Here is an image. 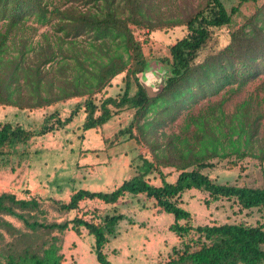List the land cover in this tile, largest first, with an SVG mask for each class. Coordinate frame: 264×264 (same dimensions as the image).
<instances>
[{"label":"trees","instance_id":"obj_1","mask_svg":"<svg viewBox=\"0 0 264 264\" xmlns=\"http://www.w3.org/2000/svg\"><path fill=\"white\" fill-rule=\"evenodd\" d=\"M250 2L256 4L255 11L244 15L243 23L229 31L228 43L198 61L216 30L235 25V16ZM171 23H183L186 34L169 46V56L161 58L159 72L165 87L162 93L150 97L139 73L148 72L151 64L131 25L155 29ZM39 25L47 29L34 42L32 36L38 33ZM73 64L87 76L84 78L78 70L69 78ZM121 72H126L123 93L97 101V93ZM263 73L264 4L258 5V0H237L230 8L224 0H201L182 19L170 23L154 0H0V105L35 109L71 97H85L69 116L62 118L54 111L45 115L38 127L0 121V171L30 160L34 153L31 140L64 129L81 107L85 112L83 131L102 126L124 108L135 109L129 125L114 133L110 143L127 134L136 143L146 144L152 155L149 158L135 149L130 161L131 176L111 191L79 188L68 201L1 192L0 264H62L64 234L70 229L80 236L86 229L94 237L98 261L114 264L104 249L116 235L119 222L126 218L118 205L125 196L173 214L170 230L180 242L159 264H263L264 222L194 224L191 212L181 205V197L186 190L195 188L206 194L208 206L227 200L239 211L264 210V184L255 187L212 178L205 169L215 166L211 160L218 155L217 148L207 147L215 138L203 141L204 135H199L197 141L205 151L197 152L171 138L163 143L154 127L144 131L139 126L140 135L134 132L139 119L158 101H162L159 116L165 121L178 116L193 101L226 86H230L229 92L240 89ZM160 117L155 118V126L162 120ZM260 117V113L246 114L251 136ZM237 153L240 158L248 155L246 151ZM259 158L263 162L264 154ZM168 166L178 170L174 182L166 180L163 168ZM153 174L161 176V185L150 181ZM87 199L102 200L111 206L80 211V203ZM46 201L61 213L78 212L73 218L48 220Z\"/></svg>","mask_w":264,"mask_h":264},{"label":"rangeland","instance_id":"obj_2","mask_svg":"<svg viewBox=\"0 0 264 264\" xmlns=\"http://www.w3.org/2000/svg\"><path fill=\"white\" fill-rule=\"evenodd\" d=\"M154 1L163 12V18L170 23L171 20L182 19L184 15L189 13L193 6L197 5L201 0ZM224 2L226 6L230 8L237 0H224ZM263 4L264 0H258V5ZM255 9V3L250 2L245 4L241 14L234 18L236 24L216 30L214 37L206 48L201 51L197 60L201 61L207 54L215 52L225 46L229 41V31L240 23H243L244 15L252 14ZM131 26L134 35L142 43L144 55L151 64V69L142 74L143 80L151 82L152 79H160L161 73L159 70L163 66L161 58L169 56V46L186 34L185 25L183 23H171L155 29L136 25ZM45 29H47V26L39 25L38 33L32 36L34 42L42 38L41 32ZM84 43H87V41H84ZM119 51L124 54V57H127V53L123 49H119ZM78 70L83 73L84 78L87 76L86 71H83V69L73 64L72 68L69 69V78L78 74ZM125 74L126 72H121L113 77L110 83L101 92L97 93V101L106 96H118L122 94L125 90ZM143 75H145V77H143ZM56 83L55 81V84ZM229 87L230 86H226L216 94L208 95L205 98L193 101L192 104L189 107H185L178 116L165 121L159 116L162 101H158V105L156 104L157 106L151 107V109L146 112L145 116L139 119L137 126L134 128V132L140 135L139 126H141L144 131L154 127L158 133V137L163 143H166L171 138L174 143H179L180 146L186 147L190 145L197 152L205 151V147L200 145L197 141L199 135H204L203 141L215 138L212 142L209 141L207 146L209 149L214 147L217 148L218 155L211 160L215 163V166L210 169H205V171L212 178L221 183L255 187L262 186L264 184V161L262 162L259 156L264 154V73L251 80L240 89L229 92ZM84 99L85 97L81 96L71 97L58 101L53 105L35 109H22L13 105H0V121L19 122L27 127H38L43 122L45 115L54 111H58L62 118L69 116L76 105L82 103ZM134 113L135 109L124 108L102 126L83 131L81 125L85 118V112L83 107H81L74 116L72 122L64 129L35 137L31 140L30 147L34 151L31 158L32 163L37 165L38 170L40 173L42 172V174L49 172V175L52 176V172L62 166L63 168L58 170L56 177L63 175L77 176L82 180L80 185H89V187L92 188L100 184L104 186V183L95 181V178H98L97 176L100 174L101 168L104 165L109 168L110 166H117L122 173V171H125L128 167L127 163L130 166L131 156L135 149L146 154L149 158H152L149 147L146 144L136 143V141L127 134L117 141L110 143L114 133L129 125L134 118ZM248 113L252 116L258 113L261 115L258 128L254 131L252 136L249 126L246 124V114ZM156 117H160L162 120L155 126L154 121H156ZM62 137L67 139L66 143H64ZM246 138H249V140L246 141ZM213 142L216 143L215 146ZM77 143L83 144V150L80 154L76 152L77 150L75 147ZM57 144L58 147L55 148L54 146ZM61 144H63V146ZM71 146L74 148L72 151L70 150ZM54 150L61 151L59 155L56 156L55 161L52 159L53 156L50 158V155H52L51 153H55ZM107 150L114 155L113 157H115V155H120L118 157H121V154H123L125 150H128L126 154L128 156H125L123 159L115 157L114 161H111L110 157H106L107 153L105 152ZM237 151H246L248 155L240 158ZM116 152L117 154H115ZM61 158L63 159L61 160ZM58 160L63 162H59ZM106 160L107 162L105 163ZM76 162L80 164L77 167ZM232 162H237V165L231 166ZM164 169L166 172L171 170L170 175L178 171L175 167L171 166L164 167ZM156 183H159V180H157ZM106 186H108V184H105V187ZM69 193L70 191L63 192L60 196L61 198H67ZM16 195L18 197H26L27 194L25 190H22V194ZM203 195L205 196L204 192L199 195L190 196L186 204L188 208H195V210H198L194 217H192V222L194 224L237 221H245L251 224L264 222V210L254 208L252 211H239L237 206L233 207L227 200L212 202L208 206L205 202L206 197H203ZM47 197L48 196H45V198ZM99 202L100 201L96 200L83 201L80 204L79 210L86 211L95 208L100 210L105 209L100 208ZM118 205L121 210H130V208L139 206L141 203L137 201L136 197L125 196L123 200L118 202ZM44 208L47 210L46 218L51 221L73 218L78 212L77 210H72L70 212L61 213L50 201L44 202ZM158 215V222H161L165 230L168 229L169 225L172 223V219L169 215L166 216L164 213ZM8 218L17 225L21 224V222L14 217ZM86 218H88L87 215ZM67 231L64 234V242L61 250L64 255L62 264H81V260L85 257L86 253L80 251L75 257L74 254L78 251V245L77 242L72 240L73 235ZM158 232L161 234L163 231H156V233ZM84 234V239L79 242L83 245L81 249H88L89 244L92 242V236L89 235L86 229L84 230ZM145 238L147 237L145 236ZM167 259L168 258L164 256V258L161 259L162 261H160L165 262Z\"/></svg>","mask_w":264,"mask_h":264},{"label":"crops","instance_id":"obj_3","mask_svg":"<svg viewBox=\"0 0 264 264\" xmlns=\"http://www.w3.org/2000/svg\"><path fill=\"white\" fill-rule=\"evenodd\" d=\"M95 129V128H93ZM64 143H66L65 137H62ZM63 146V144H61ZM60 145V146H61ZM58 147V144L54 146ZM76 152L78 154L83 150V144H78L75 147ZM73 146L70 147L72 151ZM108 151V150H107ZM105 152L106 157H110L111 161H114L115 157L120 155H114L111 152ZM55 153H51L53 161H55L56 156L61 152L60 150H54ZM109 153V155H108ZM128 153V150L124 151L121 154L119 159H123ZM117 154V152L115 153ZM63 158H61L62 160ZM58 160L59 162H63ZM107 160L105 161V163ZM80 164L76 162V167ZM126 170L120 172V169L117 166L107 167L104 165L101 168L100 174L95 178V181L99 183H104V186L101 184L97 187H89V185H80L81 179L77 176H59L56 177L59 169L54 170L52 172V176L47 173H40L37 165L32 163V160L24 161L20 166L12 169L11 167H6L0 171V191H11L15 194H22V190L26 191V197L32 196H48L58 200L68 201L70 199L71 194H73L77 189L84 188L93 191H111L118 187L122 182L128 179L131 176V169L129 164ZM54 168V167H53ZM163 172L166 175V180L170 182H174L177 179L178 171L174 174L171 173V170L168 172L163 168ZM159 180V183L156 181ZM79 181V182H78ZM150 181L155 185L162 184V178L159 174H153L150 176ZM79 183V184H78ZM105 184L108 186L105 187ZM69 196L67 198H61L60 194L68 192ZM202 193L200 190L192 188L186 190L181 197V205L188 209L192 217H194L196 211L195 208L190 209L187 207V202L190 196L199 195ZM25 197V196H24ZM203 197H206L203 195ZM91 199H87L84 201H89ZM96 201H100V208L110 207V204L103 202L102 200L93 199ZM83 202V201H82ZM81 202V203H82ZM80 203V204H81ZM138 204V203H137ZM147 206H143L142 204L139 206H135L130 208V210H121L126 214V218L122 219L117 226V233L115 236L111 237L110 241L105 246L104 251L106 252L108 259L112 261L114 264H159L164 258H168L174 246L178 245L180 242L179 237L170 230V225L174 221V216L171 213L164 212L160 210L158 207L150 205L149 202L146 203ZM147 211V213H146ZM146 213V214H145ZM164 213L166 216L172 219V223L169 225L168 229L165 230L164 226H162L161 222H158V214ZM156 214V215H155ZM132 220V221H130ZM156 231H163L161 234ZM68 233L73 235L72 240L77 242L78 251L75 252V257L80 251L82 253H86L85 257L81 260V264H102L98 261L96 254L93 250L94 245V237L92 236V242L89 244V248L81 249L83 245L79 241L84 239L83 235H77L73 230H68ZM153 232V233H147ZM75 233V234H73ZM145 236L147 238H145ZM94 254V255H93ZM161 260V261H160Z\"/></svg>","mask_w":264,"mask_h":264},{"label":"water","instance_id":"obj_4","mask_svg":"<svg viewBox=\"0 0 264 264\" xmlns=\"http://www.w3.org/2000/svg\"><path fill=\"white\" fill-rule=\"evenodd\" d=\"M139 78L150 97H155L159 95L160 93H162V91L164 90L165 84L161 79H158L157 80L158 83H156L155 85H152L150 82L144 81L142 79V73H139Z\"/></svg>","mask_w":264,"mask_h":264},{"label":"flooded vegetation","instance_id":"obj_5","mask_svg":"<svg viewBox=\"0 0 264 264\" xmlns=\"http://www.w3.org/2000/svg\"><path fill=\"white\" fill-rule=\"evenodd\" d=\"M143 77H145V75H143ZM142 79H143V78H142ZM152 80H153V81L150 82L152 85H155L156 83H158V82H157V80H158L157 78L152 79Z\"/></svg>","mask_w":264,"mask_h":264}]
</instances>
